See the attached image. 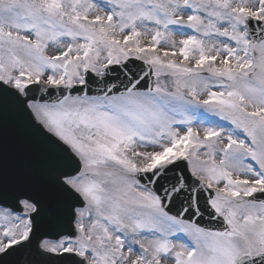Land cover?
<instances>
[{"label":"snow or ice","instance_id":"6c2138e0","mask_svg":"<svg viewBox=\"0 0 264 264\" xmlns=\"http://www.w3.org/2000/svg\"><path fill=\"white\" fill-rule=\"evenodd\" d=\"M170 261L264 264V0H0V264Z\"/></svg>","mask_w":264,"mask_h":264},{"label":"water","instance_id":"95a60500","mask_svg":"<svg viewBox=\"0 0 264 264\" xmlns=\"http://www.w3.org/2000/svg\"><path fill=\"white\" fill-rule=\"evenodd\" d=\"M24 157L22 151L19 147L17 136L15 132H9L8 138V164L10 169L19 167L22 163H24Z\"/></svg>","mask_w":264,"mask_h":264},{"label":"rangeland","instance_id":"374dc122","mask_svg":"<svg viewBox=\"0 0 264 264\" xmlns=\"http://www.w3.org/2000/svg\"><path fill=\"white\" fill-rule=\"evenodd\" d=\"M182 37H180L179 35H177L176 36V39H181ZM55 51V48L53 47V46H51L50 45V48H49V54H52L53 52ZM254 57H259V52H254L253 54H252ZM176 59H178V60H182L183 58L181 57V56H177L176 57ZM163 79V81L164 82H166L167 84H169V85H171V83H172V80H171V78L170 77H164V78H162ZM140 150H143V149H140ZM169 264H171V261L169 262Z\"/></svg>","mask_w":264,"mask_h":264}]
</instances>
